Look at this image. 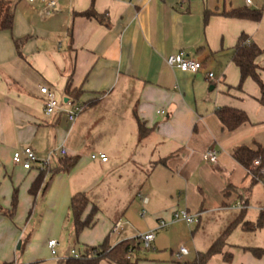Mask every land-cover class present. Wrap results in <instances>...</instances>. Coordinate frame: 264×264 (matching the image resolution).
<instances>
[{
    "label": "crops",
    "instance_id": "0c3cea01",
    "mask_svg": "<svg viewBox=\"0 0 264 264\" xmlns=\"http://www.w3.org/2000/svg\"><path fill=\"white\" fill-rule=\"evenodd\" d=\"M8 1L14 25L0 32V206L10 209L16 191L18 207L13 217L0 215V264H39L43 252L49 257L42 264H58L107 238L116 246L156 236L176 223L171 219L180 210L200 220L221 215L227 230L233 226L213 242L223 237L219 264H264V186L233 156L241 147H264L262 91L252 80L237 90L241 73L233 61L240 38L248 36L263 51L257 65L264 83L261 1L251 7L245 0ZM50 1L58 5L51 15ZM92 7L102 21L77 16ZM236 9L260 10L262 20L226 16ZM179 53L201 62L202 70L171 67L169 57ZM43 86L84 106L74 123L45 115ZM224 107L245 112L249 122L225 131L217 115ZM140 122L148 130L143 140ZM26 147L40 160L52 154L51 167L64 158L78 162L70 173L50 175L34 198L29 191L40 173L13 163ZM210 149L218 153L216 164L203 158ZM99 154L108 161L91 159ZM76 194L90 201L86 217L98 211L95 224L78 237L71 211ZM145 208L149 223L141 232L134 214L143 210L146 218ZM260 219V229L243 228ZM161 220L170 224L159 229ZM118 222L123 229L112 234ZM62 238L70 247L65 254ZM52 240L59 243L56 257ZM135 256L136 264H178L176 256ZM186 257L183 263L190 262Z\"/></svg>",
    "mask_w": 264,
    "mask_h": 264
},
{
    "label": "trees",
    "instance_id": "16d2710c",
    "mask_svg": "<svg viewBox=\"0 0 264 264\" xmlns=\"http://www.w3.org/2000/svg\"><path fill=\"white\" fill-rule=\"evenodd\" d=\"M77 16L84 18H93L98 21H102V16L96 13L93 7L82 14ZM230 18L249 20L253 22H260L263 17V12L260 10L251 9H236L226 14ZM14 25V6L8 0H0V32L11 31ZM249 38L243 35L237 46L235 56L233 58L234 63L240 69L241 81L237 90L242 91L247 80H252L261 89L263 97L262 104H264V83L261 79V69L257 65V59L263 54V51L256 45H248ZM69 90V88H68ZM217 115L225 131L232 133L239 129L242 125L249 122L248 115L240 110L224 107L217 110ZM148 135V130L144 123H139V138L143 140ZM234 159L246 169H250L251 165L256 160H261L262 167H264V147L257 146V149H251L248 147L238 148L234 152ZM78 162V158H64L60 161L57 167H47L43 172L39 174L30 188V195L37 198L40 192L47 189V178L50 175H56L61 173H70ZM258 171H254L255 175ZM47 186V187H46ZM90 205L88 197L84 194H76L71 200V211L74 218L75 237H78L84 230L91 228L95 224V218L98 213L97 209L85 216L86 211ZM18 207V194L15 191L12 199L11 208L6 210L0 206V215H6L13 217ZM262 219L257 224L245 223L243 228L246 231H255L262 227ZM233 226L227 231L230 232ZM224 242L223 237L216 241L212 247L206 253H199L195 262H186L178 264H205L212 257L221 254L223 250ZM143 247L142 241L139 238L128 240L119 243L116 246H112L109 238L98 247L86 248L79 252L81 259H75L73 257L60 261L58 264H100L104 260H109L116 264H136L133 261V254L139 251ZM253 252L257 256H261L263 251L260 249H254Z\"/></svg>",
    "mask_w": 264,
    "mask_h": 264
},
{
    "label": "built area",
    "instance_id": "2783aa9c",
    "mask_svg": "<svg viewBox=\"0 0 264 264\" xmlns=\"http://www.w3.org/2000/svg\"><path fill=\"white\" fill-rule=\"evenodd\" d=\"M31 2H36L38 0H30ZM255 0H245V3L248 7H251L254 5ZM57 3L55 1H50L48 3V14H54L58 8ZM248 45H250V42L248 41ZM168 64L171 67H177L183 72H188L192 74L199 73L203 65L201 62L196 61L194 59H191L187 57L184 53H179L176 55H172L168 59ZM209 78H213V74L208 75ZM40 94L44 98V113L47 117H53L55 115H65L67 120L70 123H74L76 119L79 117V115L84 111V106L82 104H76L71 103V101H68L65 103V101H62L58 98L57 93L55 90L50 89L49 87L43 86L40 88ZM67 106V107H66ZM60 155L65 156L66 150L62 148L60 150ZM203 158L206 162H210L213 164H216L218 162V153L210 149L206 151L203 155ZM51 159L52 154L44 160H40L35 151L31 147H26L20 151H16L13 155V163L16 166H21L26 171H31L33 169L37 170L39 173L43 172L47 167L51 165ZM93 161L100 160L102 162H107L108 158L103 155H93L91 157ZM254 171H258L255 175ZM248 174L257 182L262 184L264 186V167H262L261 160H256L252 163L251 168L247 169ZM237 208L242 209V205H238ZM244 209V208H243ZM141 216H145V212H142ZM171 221L173 222H186L188 226H197L200 223V216H194L188 213L187 211H176L173 213ZM170 223L166 220H161L159 222V229H163L167 227ZM123 229V223L118 222L114 225L112 229V234L118 235ZM155 233L150 232L148 234L142 235L139 237V239L142 241L143 248L148 250L150 249L152 243L155 241ZM59 246V243L55 240H52L48 243V247L50 249L52 257H56L57 255V248ZM189 255V252L186 248H181L180 252L176 255V259L178 263H183V260L186 256ZM71 257L75 259H81V256L76 251L72 252ZM56 261L57 258H56Z\"/></svg>",
    "mask_w": 264,
    "mask_h": 264
},
{
    "label": "rangeland",
    "instance_id": "374dc122",
    "mask_svg": "<svg viewBox=\"0 0 264 264\" xmlns=\"http://www.w3.org/2000/svg\"><path fill=\"white\" fill-rule=\"evenodd\" d=\"M260 1L262 3L261 10L264 12V0ZM100 207H103L102 201H100ZM103 209H109L108 204L104 205ZM141 212H143V210H141ZM220 216L221 215H211L208 217L203 215L200 220L201 224L198 227L188 226L187 223L183 221L173 223L167 230L157 232V240L152 244L151 251H147L142 247L139 251H136L135 257L144 258L145 255L149 258H172L180 252L181 248L184 247L190 253L186 259L190 262H195L198 252H207L212 247L213 242L227 230V223L225 220H222L224 218ZM134 217L137 220L136 223L133 224L141 232H144L146 228H148L147 223H149L148 210L146 218H141L143 216H140L138 211L134 214ZM60 242L62 244V251H64L65 254L70 247L68 246L65 238H62ZM41 255L44 257H42V259L39 261V264H42L43 261L49 257V254L47 255L45 252H43ZM220 260V256H214L205 264H219Z\"/></svg>",
    "mask_w": 264,
    "mask_h": 264
},
{
    "label": "water",
    "instance_id": "95a60500",
    "mask_svg": "<svg viewBox=\"0 0 264 264\" xmlns=\"http://www.w3.org/2000/svg\"><path fill=\"white\" fill-rule=\"evenodd\" d=\"M212 90V89H211ZM68 102V100H65V103H67ZM20 247H21V244H20V246L18 247V249H20Z\"/></svg>",
    "mask_w": 264,
    "mask_h": 264
}]
</instances>
